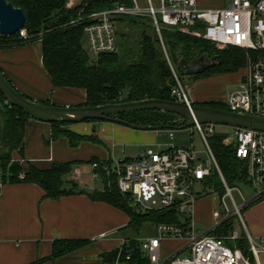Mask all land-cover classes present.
Wrapping results in <instances>:
<instances>
[{"label":"trees","instance_id":"16d2710c","mask_svg":"<svg viewBox=\"0 0 264 264\" xmlns=\"http://www.w3.org/2000/svg\"><path fill=\"white\" fill-rule=\"evenodd\" d=\"M5 1L23 12L25 17L23 29L26 31V38L19 37L18 33L8 37L0 35V49L40 42L42 64L51 79L52 86L84 90L86 100L81 106L94 107L150 99L172 101L171 89L175 81L168 62L179 78L174 65L179 72L183 73L184 70L178 66V60L181 58L192 61L204 54L209 58H215V65L200 75L191 76L193 80L216 74L237 73L244 68L246 63L245 53L242 50L234 47L216 49L201 38L169 29L160 30L164 53L155 29L152 27V35L145 32L144 29L148 27L144 22L151 25V19L144 17L122 21V24L127 22V25L140 27L138 39L135 40L136 49L129 46L130 35L121 33L118 35L117 32V52L101 54L97 57L95 64L90 65L82 47L85 24L71 25L70 22L79 16L84 17L103 11L116 4L129 7L132 5L131 0H79L77 4L70 3V0ZM124 92L125 97L121 99ZM193 105L227 111L224 103L220 102L194 103ZM118 117L133 125L158 126L169 130L186 125V122L176 115L157 111L135 112ZM29 119L22 110L7 104L0 94V179L2 184H35L43 190L44 198L57 200L78 191L77 184L66 181V177L75 167L96 164L93 171L101 180L103 189L95 190L87 195L93 201L107 203L126 213L129 217L128 228L135 236L145 224L155 227L158 224L179 223V215L174 210L144 212L131 208L127 197L122 195L117 188L116 177L107 173L112 169L110 160L100 161L92 158L86 162H54L50 168L45 170L28 163L24 170L18 161L12 159V154L16 152L21 158L23 157L25 123ZM93 122L100 121L87 120L83 123ZM50 125L51 140L65 138L71 148H76L82 142H98L92 136L77 134L70 130L69 127L73 124L57 122ZM208 141L226 183L233 186L244 182L241 162L235 157V147L228 142L227 134L216 132ZM20 175L22 178L19 177ZM205 184L214 185L218 198L223 195L222 185L216 171H213L212 175L206 179ZM228 227L227 222L224 221L211 232V235L223 238L225 244L232 247ZM137 239V237L129 238L128 244L120 251L116 249L103 254V262L113 264L118 260L124 264H149L140 250ZM245 241V238H240L235 241V246L244 249ZM88 243L83 240L55 241L50 258L55 259L72 253ZM127 255L129 256L128 261L125 260ZM40 262L42 261L35 264Z\"/></svg>","mask_w":264,"mask_h":264},{"label":"built area","instance_id":"2783aa9c","mask_svg":"<svg viewBox=\"0 0 264 264\" xmlns=\"http://www.w3.org/2000/svg\"><path fill=\"white\" fill-rule=\"evenodd\" d=\"M131 1L129 7L116 4L70 22L71 25L85 24L83 40L91 55L97 58L101 54L117 52L118 24L144 17L151 19L164 53L161 29L201 38L218 49L237 48L245 53L246 67L237 88L226 95L224 106L229 112L264 118V0H229L221 9H201L197 0H159L157 8L152 0H145L147 6L142 9L136 0ZM18 34L26 38L25 29L19 30ZM168 64L175 81L171 89L172 101L192 105L185 87ZM216 127L197 123L192 126L191 130L199 134L205 146L204 158L198 156L193 146L187 149L172 147L165 151L145 148L132 159L116 162L114 169L107 171L108 175L116 177L117 188L127 197L131 208L144 212L174 210L179 215L178 224H158L155 236L137 239L149 264H260L259 256L264 255V237L256 241L247 233L248 249L243 253L235 245L227 246L223 238L212 236L211 231L195 232V203L205 194L196 192L194 187L205 188V181L213 171L217 172L223 189V195L219 197L224 208L222 221L240 216L241 210L264 196V133L231 128L232 135L227 134L244 171V182L240 185L255 191L254 197L246 200L238 186L230 187L226 183L214 159L208 140L216 133ZM169 137H173L172 131ZM95 167L96 164L91 165V169ZM1 186L0 182V189ZM234 191L240 198L239 204L233 196ZM227 200L232 208L226 205ZM238 239L236 233L229 236L231 241ZM166 240H184L183 250L187 255L162 259L161 244ZM128 242V239L124 240L118 250ZM125 260H129L128 255Z\"/></svg>","mask_w":264,"mask_h":264},{"label":"crops","instance_id":"0c3cea01","mask_svg":"<svg viewBox=\"0 0 264 264\" xmlns=\"http://www.w3.org/2000/svg\"><path fill=\"white\" fill-rule=\"evenodd\" d=\"M228 1L197 0V6L201 9H221ZM0 71L20 94L30 100L61 107L85 103L84 90L52 86L42 64L40 42L0 49ZM233 74H216L194 80V90L190 88L192 103H224L225 87L221 86H237L241 79H233ZM69 129L77 134L92 136L98 142H82L76 148H71L65 138L51 140L50 124L29 119L25 123L23 157L14 152L12 159L18 161L24 170L28 163L41 170L50 168L54 162H86L92 158L110 160L112 163L114 148L122 147L125 151L126 148H137L139 151L152 149L158 135L157 131L135 130L104 121L73 124ZM125 151L118 161L132 159ZM66 181L77 184L78 191L57 200L44 198L43 190L35 184H2L0 264H35L38 261L42 262L37 264H105L103 254L119 249L126 239L136 238L128 228L129 217L126 213L107 203L93 201L87 195L103 189L101 180L90 165L75 167ZM213 194L218 197L216 192ZM198 215L197 220H202ZM222 219L223 216L216 218L213 210L204 221L206 231L215 230L224 222ZM251 231L246 229V234L252 239L251 233L258 239L264 237V227H252ZM58 240H83L89 243L77 251L51 259L53 243ZM185 245L184 240L162 242L161 258L185 257L181 256L186 253L183 250ZM113 264L124 263L116 260Z\"/></svg>","mask_w":264,"mask_h":264},{"label":"water","instance_id":"95a60500","mask_svg":"<svg viewBox=\"0 0 264 264\" xmlns=\"http://www.w3.org/2000/svg\"><path fill=\"white\" fill-rule=\"evenodd\" d=\"M25 17L20 9L13 8L5 0H0V35L5 37L14 35L23 29ZM215 65V58H209L204 54L192 61L178 60V66L184 70L188 77L204 73ZM0 94L10 106L22 110L31 120L46 124L57 122L79 124L84 121H104L126 126L135 130H162L158 126L133 125L118 116L142 112L157 111L176 115L182 118L186 125L178 129L192 127L194 124L226 126L229 128H242L264 133V118L250 114H236L211 107L198 105L187 106L185 104L164 100H142L106 104L94 107L74 106L61 107L36 102L20 94L0 72Z\"/></svg>","mask_w":264,"mask_h":264},{"label":"rangeland","instance_id":"374dc122","mask_svg":"<svg viewBox=\"0 0 264 264\" xmlns=\"http://www.w3.org/2000/svg\"><path fill=\"white\" fill-rule=\"evenodd\" d=\"M137 4L139 5L140 8L144 9L146 8L147 4L145 0H136ZM70 3L73 4H77L79 3V0H70ZM153 5L157 8L159 6V0H152ZM159 19V15L157 16ZM146 18V17H145ZM141 19V18H139ZM143 20V19H142ZM127 23V22H126ZM122 24V22H120V24H118V35L121 34H128L130 35V40H129V46L133 47L134 49L137 48L136 42L135 40L138 39V33L141 30L140 27H135V26H130L127 24ZM145 26H147V29H144L145 32L149 35L153 34V30H152V25L144 22ZM82 47L83 50L85 52V54L88 57V62L90 65L95 64L97 58H95L93 55H91L88 50H87V46L85 43V40H83L82 42ZM215 47V46H214ZM216 48V47H215ZM218 49V48H216ZM225 49V48H224ZM119 52V49H118ZM180 81L182 83V85L185 87V90L189 96L190 99H192V95H190V88H193L194 90V86H192L194 80L192 79V77H188L183 73L179 72L176 68V66L174 65ZM246 67V63L244 68L233 74V76H231L233 79H240L241 75L244 73V69ZM226 84H224V86L222 85L221 87H225L224 89V93L227 95L229 92L235 90L237 88V86H234L233 84H228V86H225ZM125 97V92L122 94L121 99ZM192 127H187L185 129H162L157 131L158 135H157V139L156 142L154 144V147L152 148V150L154 151H165L168 150L172 147L175 148H190L191 146L194 147V150L199 154L198 156L200 158H204V154L203 151L205 150V146L199 136V134L196 131H192L191 130ZM216 132H221V133H226L229 136L232 135L233 130L229 127L226 126H217L216 127ZM172 131L173 132V137L170 138L169 137V132ZM209 142V141H208ZM126 148V151L123 150L122 147H117L113 149V156H112V169H114L115 163L118 162V159H121L123 157V151H125V154L130 157V158H134L136 156V154L138 153V149L137 148H130L128 149ZM219 177V176H218ZM220 180V179H219ZM234 186H238L239 190L241 191L243 197L246 200H250L254 197L255 195V191L253 188H249L248 186H243L240 184L237 185H230V187H234ZM194 190L196 192H203L202 197H200L196 203V207H194V216H195V232L196 233H203L206 232V228L204 225H206V223L204 222L205 220H207L209 218L210 213L214 210L216 212V218H221L224 215V208L221 206L220 204V200L217 196H215L213 193L214 191V185H206L205 184V188H202L200 185H196L194 187ZM233 196L237 202V204H239L240 202V198L238 196V194L234 191L233 192ZM226 205L228 206V208H232L231 203L229 202V200L226 201ZM197 214H200V218L202 220L198 221L197 220ZM227 225L229 226L228 229V234L229 236L232 235L233 233H236L238 238H245L246 237V229L249 230L250 232H252V227L253 229H259L264 227V196L261 198L256 199L255 201H253L251 204H249L248 207L244 208L243 210L240 211V216L239 215H235L234 217L230 218L229 220L226 221ZM133 233V232H132ZM131 233V234H132ZM128 235H130V232H127ZM251 235L253 236L254 240H258V238H255L254 235L251 233ZM155 236V227L149 224H145L142 229L140 230L139 234H136V237L138 239H142L145 237H152ZM246 242V241H245ZM235 241H232V246L235 245ZM239 249L245 253L248 249V245L247 242L245 243V248H241L239 247ZM185 256L187 255V252L184 254H182L181 256ZM246 256V255H245ZM246 257H250V256H246ZM251 261H253V258H251ZM259 262L260 264H264V255H260L259 256Z\"/></svg>","mask_w":264,"mask_h":264}]
</instances>
